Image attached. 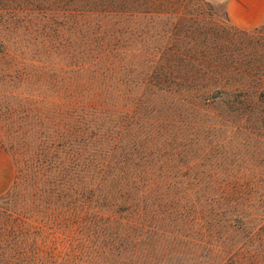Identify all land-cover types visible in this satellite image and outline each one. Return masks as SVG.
Returning a JSON list of instances; mask_svg holds the SVG:
<instances>
[{
    "label": "trees",
    "instance_id": "trees-1",
    "mask_svg": "<svg viewBox=\"0 0 264 264\" xmlns=\"http://www.w3.org/2000/svg\"><path fill=\"white\" fill-rule=\"evenodd\" d=\"M174 3L56 0L43 8L47 25L30 37L40 45L31 60H67L84 75L69 128L40 146L55 174L42 217L49 223L264 224V84L229 86L171 34L163 47H141L163 35L152 19L175 12ZM197 193L247 208L256 196L262 211L181 207L178 195ZM2 228L19 243L42 236L35 223L14 217Z\"/></svg>",
    "mask_w": 264,
    "mask_h": 264
},
{
    "label": "rangeland",
    "instance_id": "rangeland-1",
    "mask_svg": "<svg viewBox=\"0 0 264 264\" xmlns=\"http://www.w3.org/2000/svg\"><path fill=\"white\" fill-rule=\"evenodd\" d=\"M55 1L0 0V148L13 165V181L0 198V264H264V224L256 220L201 225L133 220L87 223L63 217L49 223L42 218L55 174L52 158L41 156V142L69 128V107L73 99L81 104L83 97L81 65L48 57L31 60L32 49L40 45L30 37L47 25L43 8ZM170 1H175V12L151 22L153 30L164 29L163 35H151L141 47L149 51L163 47L165 36L171 34L181 49L191 53L190 59L216 70L229 86L246 84L255 90L264 84V24L241 30L227 22L220 4ZM46 141L45 151L50 152ZM177 197L181 207L188 203L192 213L204 214L259 213L263 204L256 196L247 203L249 209L208 202L217 195ZM5 217L35 223L42 236L27 244L3 236Z\"/></svg>",
    "mask_w": 264,
    "mask_h": 264
},
{
    "label": "crops",
    "instance_id": "crops-1",
    "mask_svg": "<svg viewBox=\"0 0 264 264\" xmlns=\"http://www.w3.org/2000/svg\"><path fill=\"white\" fill-rule=\"evenodd\" d=\"M220 4L227 22L241 30H251L264 24V0H205ZM13 181V165L0 148V196Z\"/></svg>",
    "mask_w": 264,
    "mask_h": 264
}]
</instances>
